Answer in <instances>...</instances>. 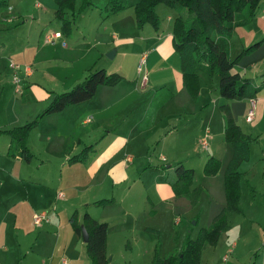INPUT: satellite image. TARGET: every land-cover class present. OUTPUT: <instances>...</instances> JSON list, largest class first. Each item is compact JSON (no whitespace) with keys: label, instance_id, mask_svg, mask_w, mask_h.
I'll list each match as a JSON object with an SVG mask.
<instances>
[{"label":"rangeland","instance_id":"374dc122","mask_svg":"<svg viewBox=\"0 0 264 264\" xmlns=\"http://www.w3.org/2000/svg\"><path fill=\"white\" fill-rule=\"evenodd\" d=\"M107 1L108 0H93L92 3L83 5V0H75L74 8H67L65 10L66 17L71 19L72 30L70 33L63 32V37L56 38L54 43L48 41L46 35L51 34L54 29L63 31L61 29L60 20L56 16V9L58 7L56 0H8L9 4L18 8V11H15V9L10 10L8 7H0V88L2 85L4 86L2 99H0V120L3 119L5 111L9 113L8 119L10 120L3 124L14 126V124L18 125L27 120H32L38 112L42 111L49 104V101L53 98L55 93L68 90L74 84L83 80L90 68L109 66L106 65V63H112L116 68H119L117 71L124 76L121 81H131L133 86L140 85L141 88L139 89L138 87L139 92L138 89L134 92L135 97H138V101L134 104L136 107L135 110L139 111L143 107L145 102L143 97L147 96L146 93H151L150 89L148 90L147 87L144 86V77H146L147 81H158V85H161L158 88L163 90L153 98V102L148 108L146 118L142 119L143 121L140 122V128L147 126V123H150V121L154 119L153 113L156 111V106L162 103V99L157 100V98L166 96L169 91H172L175 97L173 101L162 110V121L167 123V121L173 120L174 124L182 122L181 116L184 115L183 113L186 109L185 100L193 96L182 82L183 74L180 68V56L178 50L175 48L173 39L171 40L170 37L169 40H166L167 37H165L162 47L159 49L156 46L158 41L152 40L151 34L153 32L156 33L153 25L147 22L145 24L147 26L143 30L139 29L135 15V3L139 0H122L126 4V7L106 16L104 5ZM156 11L164 27V31L168 30V22L166 21V19H168L167 14L171 11L175 15L177 14V10L165 3H159L156 6ZM6 12H10L9 16L13 14L17 15V19L19 20L8 21L6 18L3 19L2 17L5 16ZM15 12H18L19 15ZM263 16L264 0H261L257 7L253 22L237 26L229 38L230 56L232 58L238 57L235 68L243 72L244 76L252 78L256 84L263 83L264 81ZM173 23L174 21L172 24ZM113 33L118 36L129 35L133 37V41L115 43ZM162 38H164V36H162ZM255 42H258V44L247 49ZM169 43L172 46V50L170 49ZM116 47L119 49V52L115 53L113 57L110 56L109 52L115 50ZM148 49H155L156 55L149 57L148 62L146 57L145 64L140 69V58ZM244 49L245 51H243ZM99 52H103L102 56ZM99 55L100 57H98ZM94 58L97 60L92 61ZM166 58L167 61L165 62L168 64L166 68L152 70V64H160ZM12 60L22 66L30 65L33 69V74L25 78L23 72L19 71L22 92L15 91L13 75L16 71L11 67ZM108 71H111V69ZM199 80L202 89L201 98L208 102H206L205 106H201L202 109H204L203 113L212 116L213 126L211 125V128H213L214 132L216 131L219 133L220 118L221 115H225V111L220 106L222 103L230 102L233 99L225 98L220 94L218 87L219 76L217 73L208 74L201 70L199 71ZM24 81L26 82L24 83ZM181 87L183 88V92L180 90ZM138 93L143 95L139 96ZM89 101L88 99V102ZM74 106L76 105L68 109ZM113 109H116V107H113L111 112ZM52 114L54 113L44 116L36 127V130L31 132V135L41 147H43L41 143L43 140L38 142L36 137L56 126L57 122L54 120L55 116ZM16 118H18V121ZM240 120L244 128L249 130L248 125L245 123L246 120L242 115L240 116ZM8 122L15 123L10 124ZM94 122L95 119L93 118L92 122L88 121L81 124L82 135L80 136H82L83 140L80 144L75 142L79 144L80 149L84 148L89 143L95 142V139L99 140L103 134L107 133V129H99L97 131H92L90 137H87L89 134L88 130ZM169 124L167 128H169ZM221 127L223 128V122ZM188 129L189 128L185 127L168 138L163 137L164 129L159 135L152 136L151 133L148 134L146 142L142 143V147L136 150L138 155L137 159L145 164L144 167H142L144 169L142 181L135 182L127 195L124 194L123 190L120 191L119 188L116 189V191L114 189L115 193H112L111 185L105 184V190L101 193L98 190L97 198L104 197L106 194H109L108 196L111 197L122 193L121 195H125V200H127V202H138V197H140L139 194L146 190L150 193L153 201H159L157 183L160 182L163 183V185L167 183L170 187L173 186L172 184L176 180L177 174L174 165L170 166L168 164H176L179 160L183 162L185 166L194 168V183L199 187V190L191 192V195L194 194L193 197H191L194 204L193 210H201L204 213L212 202L209 197L211 196L209 195L210 193L214 194L216 198L221 197L223 198L222 200H224L223 177L221 176L220 178L218 176L207 175L204 172V164L212 152H217L222 161L221 169L226 167L227 160L230 156L229 154L232 152L231 143L225 140L224 136L221 135V143L224 144L220 145L219 151H213L214 149L212 150L211 146L213 143L216 145L218 134L217 138L211 140L208 134L205 135L204 133V137L200 138L198 135L196 136L195 145L187 146L186 140L190 138L189 133L191 131ZM197 129L199 130V125ZM73 135L74 132L73 134L66 132L63 136L60 131L56 135V141L61 143L64 147H72L75 143H71L68 136ZM115 135V133H111L107 136V139L111 140ZM253 135H256V133ZM3 137H7V135H0L1 141ZM201 139L202 141H200ZM55 152L58 153V151ZM122 153L124 154V151H122ZM162 155L167 156L168 161L163 160ZM177 155V161L171 159V157ZM263 155L264 139L259 137L258 141L251 143V159L243 167L245 171L243 178L244 193L247 192V185L249 188L256 191L255 198L262 208V212L257 211V217L246 215L244 221H242V223L244 222L243 224H241V222L238 224L235 223L238 231H240V237L236 236L235 238L237 245L232 247L234 249L233 251H228L227 259H223L222 256L217 254L212 264H264ZM40 159L41 157H38L33 162L41 163L39 161ZM50 159L54 160L51 165L49 167L44 165L43 167L49 168L52 177L62 175L65 181L63 183L52 182L50 188L52 194L61 190L59 192H64L66 195L65 200L57 199L56 202L55 199L53 200V202H55L54 205L58 207L60 218L66 220L68 216H71L74 208H78L80 214H82L85 209L80 203L81 195H83L85 199L92 198L95 196L94 189L74 185L72 181L70 182V179L72 180L71 173L75 171L73 170L74 168L66 164L64 170H62L60 166L57 165L58 162L55 161L59 159L57 156L53 155ZM80 173L84 179L87 178L83 172ZM221 173L223 175V172ZM132 176L133 174L130 177L131 180ZM248 176H253V179L249 182L251 185H249L246 180ZM210 177H212V180ZM126 183L129 182L127 181ZM196 186H193V188ZM135 190L138 191L136 195H134ZM69 196L77 202L78 205L76 207L72 208L70 203L66 201ZM179 202L181 203L182 201L179 200ZM121 204V202H117L111 206H106L107 208H105V210L119 209ZM214 204L215 201L211 203V207ZM138 206L142 208L144 203L141 201ZM148 207L150 208V205H148ZM156 208L159 211L156 224L162 230L161 255L166 256L178 253L174 240L175 228L182 229L183 224H187L188 222L187 216L191 215L193 210H190L191 212L189 214L185 213L184 215H186V217L183 218V222L177 224L179 214L177 212L174 213V215L171 214V208L167 206L165 202L157 205ZM100 209L102 208L100 207ZM142 215L143 214H141L140 219L143 218L144 215ZM181 216H183V214ZM194 219L195 218L191 219V221L193 222ZM106 221L108 222V220ZM191 221L188 222L190 223L189 228H194L193 237H196L198 229L205 221L201 219L198 225L193 224ZM109 222L112 224V221ZM139 224L140 223H138V225ZM118 230L119 226L115 223L112 231L117 233ZM110 239L112 240L111 237ZM126 244L125 237H122L119 241L117 240L115 244L113 242L110 244L114 253L113 257L112 253L108 255L110 264L111 262L112 264H150L143 254L138 255V258L135 256L137 259H134V261L128 260L126 256ZM137 253L138 248L136 247L135 254L137 255ZM205 255L206 253L203 254V257H205ZM211 257L213 259L212 255Z\"/></svg>","mask_w":264,"mask_h":264},{"label":"crops","instance_id":"0c3cea01","mask_svg":"<svg viewBox=\"0 0 264 264\" xmlns=\"http://www.w3.org/2000/svg\"><path fill=\"white\" fill-rule=\"evenodd\" d=\"M8 5H10L12 10L15 9V11H18V8L16 6L9 4V2ZM6 13L5 16L2 17L3 19L6 18L8 21L19 20L17 19L18 16L15 14L12 15V20H9L8 18L10 17V12ZM15 13L18 14V12ZM178 14V11L175 15L171 11L168 12V19H166V21L168 22V30L164 31V27L162 26L161 22L158 29L153 26L156 30V33L153 32L151 34L152 40L158 41L156 46L159 49L162 47V43L165 37H167L166 40H169L170 37L171 40L173 39L172 22ZM253 20L249 23H252ZM146 26L147 25L144 24V26L139 27V29L143 30ZM56 31H60L62 33L60 37L62 38L64 31L54 29L53 32ZM162 36H164V38H162ZM113 37L115 38V43H127L133 41V37L129 35L118 36L117 34L113 33ZM55 41L56 38L51 42L54 43ZM169 46L172 50V46L170 43ZM113 51L114 56L115 53L119 52V49L116 47ZM99 53L102 56L103 52ZM100 55L98 57H100ZM154 55H156L155 49H148V51L144 52L139 61L140 69L145 64L146 57L148 62V58ZM142 57H145V60L143 62H141ZM96 60L97 59L94 58V60L92 61ZM165 61H167V58L164 59V61H162L160 64H152V70H160L162 68H166L168 64ZM19 65L20 68L17 72H23L24 78L33 74V69L30 65ZM106 65L109 66L103 67L105 69L107 68L108 70L111 69V71L109 72H118L117 70L119 68H116V66L112 63H106ZM241 73L243 74V72ZM144 79V86H146L148 90L150 89L151 93H146L148 96H146L147 99L146 97H143V100H145V102L143 104V107L139 111L135 110L136 107L134 106V104L138 101V97H135L134 92L138 89V87L139 89L141 88L140 85L133 86L131 81L121 80L114 85L101 84L100 86H98L94 96L89 98V102L88 99H86L82 102L67 106L65 109L59 111V113L56 112L52 114L55 116L54 120L57 122L56 126L51 128L49 131H46L42 135H38V137H36L38 142H41V140H43L41 142L43 147L39 146V144L31 135V132L36 130V127L39 125V123L43 119L42 118L38 125L30 131L27 138V144L35 154L34 159L30 162L10 155L8 153V149L11 143V137L8 133L0 134H3L4 136L7 135L8 137H3L2 141L0 140V264H60L63 257H67L70 264H91L86 251V242L83 240L82 235H79L75 232L71 224V216L74 211H77L79 221L82 220L84 212L80 214L79 209L74 208L71 216H68L66 220H63L60 218L58 207L54 205L57 199L65 200L66 195L64 194V192H59L61 190H59L58 192L56 191V193L53 194L50 192L52 182H65L62 175L52 177L49 172V168L43 167L44 165L47 167L51 165L54 160L50 159V157L53 155L59 158L55 161L58 162L57 165L60 166L62 170H64L66 164H69L71 168H74L73 170L75 171L71 173L72 180L70 179V182L72 181L74 185L78 187L81 186L94 189L93 191H95V196L85 199L83 198V195H81L80 203L84 206L85 210L87 209L89 211L92 217L96 218L99 221L108 220L109 227L107 232L106 244L107 256L110 253H112V257L114 256L110 244L112 242L115 244L117 240L119 241L122 239V237H125L127 242L126 256L128 260L134 261V259L138 258V255L143 254L151 264L157 241L159 240L162 245V230L156 224L157 214L159 213L156 208L157 205L165 202L166 205L171 208V214L174 215V213L176 212L179 214L177 218V224H180L181 222H183V218L186 217V215L184 214H189L191 212L190 210H193L194 208L193 200L191 198L194 194H178L177 192H175L176 190L173 186L170 187L167 183H164L163 185V183L158 182L157 189L159 193V201H153L150 193L145 190L139 194L140 197H138V202H127V200H125V195L129 194L128 191L135 184V182L137 183L142 181V173L144 171L142 167H144L145 164L144 162H141L139 159H137L138 155L136 150L142 147V143L146 142L147 135L150 133L152 134V136L159 135L160 132L164 129L163 137L168 138L179 130L187 127L189 128L188 130H191L189 133L190 138L186 140L187 146L195 145L197 135L201 138L204 137L205 133V135L208 134V137L213 140L217 138L218 134V141L216 145L213 143L211 149H214L213 151H219L220 145L224 144L221 143V135L224 136L226 117L225 115H221L218 130L220 132H214L213 128H211V125L213 126L212 116L203 113L204 109H202V107L205 106L207 101L201 98L202 89L200 88V92L196 97H188L185 100L186 109L184 110V115L181 116L182 122H179V124H174L173 120H169L167 121V123L163 122L162 110L166 108L175 97V94L172 91H169L166 96L157 98V100L162 99V103L159 106H156V111L153 113L154 119L151 120L150 123H147V126L140 128V122L143 121L142 119L146 118L148 108L150 104H152L153 98L163 90L161 88H158L159 86H161L160 84L158 85V81H147L146 77H144ZM25 82L26 81H24V83ZM121 84H129L130 86ZM17 88H20V90L18 91ZM3 90L4 86L2 85V87L0 88V99H2ZM180 90H182L181 92H183L182 87L180 88ZM15 91H23L21 88V81L18 84L15 83ZM138 95L141 96L143 94L138 93ZM42 99L45 100L44 98ZM253 100L255 101V108L254 117L251 121L247 120L246 117L248 110L251 108V99L245 98L242 100H231L230 102L225 103H228L235 117V120L238 122V124H240L245 132L252 135L256 133V135H259V137L264 139V88L260 91L257 98ZM73 105L76 106L68 109ZM113 107H116V109H113V111L111 112V109ZM241 115L245 118V123L248 125L249 130H246V128H244L243 123L240 120ZM8 116L9 113L5 111L3 119L0 120V129L12 128L16 126L15 124L14 126H7V124H3L6 121H10L8 119ZM93 118L95 119V122L90 126L88 130L89 134L87 137H90V133L92 131H97L99 129H107V133L103 134L99 140L95 139V142H92L95 143V146L92 151L89 152L88 158L85 162L69 161V157L71 155L77 153V151L79 152L82 149L79 148V144L83 140L82 136H80L82 135L81 124L88 121L92 122ZM16 120L18 121V118H16ZM222 122L223 128L221 127ZM8 123L11 124L15 122ZM168 124L169 128H167ZM198 125L199 130L197 129ZM60 131L63 136L66 132L72 134L74 132V135L68 136V139L71 143L77 142L79 144L75 143L74 146L67 148L66 146L64 147L61 143H58L56 141V135ZM111 133H115L116 135L113 139L108 140L107 136H109ZM202 139L200 141H202ZM55 151H58V153ZM122 151H124V154L122 153ZM231 154H229L230 156L228 160L230 159ZM212 155H215L221 159L220 155L217 154V152H212ZM38 157H41V159L39 160L41 163H34L33 161ZM162 159L168 161V158L165 155H162ZM171 159L177 161L178 155L171 157ZM250 159L251 155L248 160H244L240 165V171L242 172V194L240 198V211L229 212V228L220 235L218 242L215 245H209L202 250L201 264H212L214 262V257L217 254L219 256H222L223 259H227L228 251H233L234 249L232 247H235L237 245V241L235 240L236 236L240 237V231H238L236 224H238L239 222L243 224L244 222L242 223V221H244L246 215H253L257 217L256 212H262V208L257 203L255 198L256 191L249 188L247 185V192L244 193L243 178L245 171L243 170V167L250 161ZM174 164L168 165L173 166ZM221 167L219 171L213 176H218L220 178L222 176L224 183L225 167L223 169H221ZM80 172H83L87 178L84 179ZM221 172H223V175ZM132 174L133 176L131 180L130 177ZM210 178L212 180V177ZM251 179H253V176H248L246 180L249 183ZM127 181L129 183H126ZM105 184L111 185L112 193H115L114 189L116 191V189L119 188L120 191L123 190L125 195H121L122 193H119V195L117 194L116 196L113 195L109 197V194H106L104 197L114 199L111 203L103 206L93 204L92 202L94 200L100 198H97V193L99 191L101 193L103 190H105ZM249 185H251V183H249ZM193 186H196L194 183V178L191 188H193ZM137 192L138 191L135 190L134 195H136ZM59 193H62L63 195L59 196ZM209 195H211L209 196L211 198L210 201H215V204L211 207V202L204 213L201 210H193L192 214L187 216L188 222H190L191 219L195 218L194 221L191 222L195 225H198L201 222L200 220L203 219L205 222H203L204 224L200 228L209 227L211 225L215 215L225 205V199L222 200L223 198L221 197L216 198V196L212 193H210ZM54 199L55 202H53ZM179 200H181L182 202L180 203ZM66 201L70 203V206H72V208L78 205L71 196H69ZM139 201H142L144 203V206L142 208L138 206V204L140 203ZM117 202L122 203L119 209L105 210V208H107L106 206H111ZM148 205H150V208L148 207ZM100 207L102 209H100ZM40 211H47L50 214L49 222H44L42 224L34 223L33 215L35 212ZM141 214L144 215H142V219H140ZM182 214L183 216H181ZM109 221H112V224ZM188 222L187 224H183L182 229L175 228L174 240L175 246L177 247V252H179L184 246L185 240L189 233L193 237L194 228H189L190 223ZM115 223L119 226V230L117 231V233L112 231ZM138 223L140 224L138 225ZM157 231H159V236ZM110 237L112 238V240L110 239ZM136 247L138 248L137 255L135 254ZM204 253H206L205 257H203ZM211 255L213 256V259ZM135 256L137 258H135Z\"/></svg>","mask_w":264,"mask_h":264},{"label":"trees","instance_id":"16d2710c","mask_svg":"<svg viewBox=\"0 0 264 264\" xmlns=\"http://www.w3.org/2000/svg\"><path fill=\"white\" fill-rule=\"evenodd\" d=\"M56 1L58 3L56 16L63 31L70 33L71 19L66 17L65 10L74 8L75 0ZM92 2L93 0H83V5ZM260 2L261 0H139L135 3V15L138 27H143L149 22L158 29L160 17L156 11L157 4L165 3L179 12L173 23V42L180 55L183 83L193 97L200 92L199 71L202 70L208 74H218V87L223 97L233 100L256 99L264 88V81L256 84L252 78L244 76L235 68L238 57L230 56L229 38L237 26L247 24L254 19ZM0 7L9 8L8 0H0ZM104 7L108 16L125 8L126 4L122 0H108ZM256 44L258 42L247 49ZM123 77L121 73L109 72L104 67L90 68L83 80L68 90L55 93L49 104L32 120L12 128L0 129V134L8 133L11 137L8 153L24 161H32L35 154L28 146L27 138L30 131L45 115L59 112L69 105L89 99L94 96L99 85H114ZM221 108L225 111L226 117L224 137L232 145V154L224 172L225 205L215 215L211 225L200 228L195 238L188 234L184 246L177 254L162 256L161 243L158 240L151 264H201L202 250L209 245H215L220 235L229 228V212L240 211L242 194L240 165L250 158L251 143L258 141L259 135H252L242 129L228 103L221 104ZM94 146L95 143L86 145L79 152L71 155L69 161L85 162ZM174 167L177 178L172 185L178 194L190 195L191 192L199 190L198 186L191 188L194 177L193 167L185 166L181 161L176 162ZM220 167L221 159L211 154L204 164V172L207 175H215ZM113 200L102 197L92 203L103 206ZM71 224L79 235H82L81 224H84L88 231L86 251L90 263L108 264L106 244L109 223L92 217L86 209L81 221L78 219L77 211H74ZM157 232L159 236V231Z\"/></svg>","mask_w":264,"mask_h":264},{"label":"built area","instance_id":"2783aa9c","mask_svg":"<svg viewBox=\"0 0 264 264\" xmlns=\"http://www.w3.org/2000/svg\"><path fill=\"white\" fill-rule=\"evenodd\" d=\"M9 9L11 10L12 8L9 7ZM13 16H10L8 19L12 20ZM62 33L60 31H56L53 32L51 34H47L46 38L48 41H54L55 38L61 37ZM145 60V57H142V61L143 62ZM11 67L15 69L16 72H14L13 75V79L14 82L16 84H18L21 80L19 77V73L17 72L18 69L20 68V65L18 63L15 62H11ZM17 90L19 91L20 88H17ZM254 108H255V101L253 99H251V108L248 110V113L246 115L247 120L251 121L254 117ZM205 143V142H204ZM59 196H62V193L58 194ZM33 221L35 224H42L44 222H49L50 221V214L47 211H40V212H35L33 215ZM60 264H70L69 263V259L67 257H63L61 259V263Z\"/></svg>","mask_w":264,"mask_h":264},{"label":"water","instance_id":"95a60500","mask_svg":"<svg viewBox=\"0 0 264 264\" xmlns=\"http://www.w3.org/2000/svg\"><path fill=\"white\" fill-rule=\"evenodd\" d=\"M112 52L109 53L110 56H113L114 51H112ZM81 227H82V238H83V240L85 242H87L88 241V238H89L88 231H87L86 227L84 226V224H81Z\"/></svg>","mask_w":264,"mask_h":264}]
</instances>
